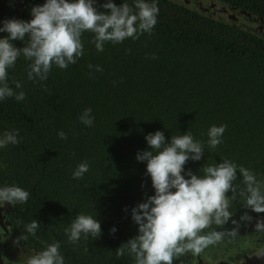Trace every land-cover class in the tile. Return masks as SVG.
Returning a JSON list of instances; mask_svg holds the SVG:
<instances>
[{
	"label": "trees",
	"instance_id": "trees-1",
	"mask_svg": "<svg viewBox=\"0 0 264 264\" xmlns=\"http://www.w3.org/2000/svg\"><path fill=\"white\" fill-rule=\"evenodd\" d=\"M19 1L14 17L25 20L31 6L43 2ZM163 1L158 0L151 33L105 42L98 52L90 43L93 34L85 31L84 54L65 69L53 66L44 81L27 79L29 61L22 56L7 70L8 85L23 90L25 98L0 101V133L18 129L19 140L4 148L0 184L29 192L26 202L15 205L22 227L36 219L39 227L29 239L36 237L44 247L59 241L71 264H134L115 249L136 234L122 208L153 191L144 163L135 160L136 152L147 148L148 132L159 129L167 139L187 130L203 143L210 125H226L221 143L215 149L204 144L201 160L185 167L196 171L203 163L229 159L264 180V35L189 10L174 13ZM220 1L264 18V0ZM9 8L10 0H0L2 12ZM86 107L94 116L90 127L77 119ZM60 130L66 139L58 136ZM85 161L88 171L74 179L73 169ZM233 183L243 187L239 171ZM228 210L229 220L210 228L264 231L256 227L264 224V212L246 210L238 197L230 199ZM245 212L249 219H241ZM80 213L96 216L102 232L72 244L64 228Z\"/></svg>",
	"mask_w": 264,
	"mask_h": 264
},
{
	"label": "clouds",
	"instance_id": "clouds-1",
	"mask_svg": "<svg viewBox=\"0 0 264 264\" xmlns=\"http://www.w3.org/2000/svg\"><path fill=\"white\" fill-rule=\"evenodd\" d=\"M157 13V0H132L131 5L128 0H121L119 4L115 0H43L31 6L27 20L0 19V33H6L0 35V101L8 97L16 101L25 98L23 90L15 92L7 83V70L21 56L29 61L27 79L44 81L53 66L65 69L84 54L81 36L85 31L93 34L90 43L101 52L105 42L115 44L151 33ZM16 41L22 46L18 47ZM93 67L101 70L99 65H88L89 69ZM15 87L22 89L21 82L16 81ZM77 119L86 127L92 126V109L84 108ZM225 127L210 125L203 143L187 130L167 139L159 129L144 135L147 148L138 150L135 160L144 163V175L149 178L153 191L130 209L127 205L122 208L136 225V234L119 244L116 256L127 253L134 264H173L175 256L188 251L199 253L221 239V232L204 230L229 220L230 199L238 197L246 210L264 212V180L257 179L251 170L229 159L203 163L196 171L185 167L189 160H201L205 154L204 144L215 149L221 143ZM58 136L66 139L62 130L58 131ZM18 142V129L0 133V149ZM88 168L86 161L80 162L73 169L72 177L81 178ZM238 171L242 188L233 183ZM28 197L29 192L17 184L0 185V209L23 204ZM241 219H249L247 212ZM39 224L33 219L24 224V231L34 235ZM256 227L262 228L264 224L258 223ZM109 231L114 234L116 226H111ZM101 232V221L84 213L75 215L64 228L72 244H77L82 237L94 240ZM7 238L5 233H0V243ZM20 241H24L20 235L13 240L21 248L17 259L9 261L0 256L3 264L5 260L7 264H65L59 241L39 250L28 248L26 244L21 246ZM259 255L264 257V252Z\"/></svg>",
	"mask_w": 264,
	"mask_h": 264
},
{
	"label": "flooded vegetation",
	"instance_id": "flooded-vegetation-1",
	"mask_svg": "<svg viewBox=\"0 0 264 264\" xmlns=\"http://www.w3.org/2000/svg\"><path fill=\"white\" fill-rule=\"evenodd\" d=\"M19 0H15L10 3V8L7 12H2L0 9V19L5 18L6 14L8 16L14 17L15 9L19 7ZM220 2V0H219ZM212 3V4H211ZM214 3V5H213ZM218 1L215 0H164L163 5L165 8H170L174 13H180L183 10H189L192 13H200L210 16L215 19H220L223 22H227L229 25L237 26V28L244 29L247 32L255 33L259 36L264 35V24H259L254 21V19L258 16H248L250 12L244 10L245 13L240 12V8H236L233 10H229L228 13H224L217 5ZM158 4V0H157ZM159 6V5H158ZM160 5L159 7H161ZM228 6V5H223ZM233 14V16H232ZM251 14V13H250ZM256 26V28H254ZM0 35H4V33H0ZM17 43L21 44L20 41ZM5 160V151L4 149H0V167H3ZM1 185V184H0ZM8 221L14 226L15 231L18 235H20L24 241L29 244L30 247H36L38 250L42 246L41 241H37L36 237L30 238V236H34L33 234H26L22 231L23 217L21 216V212L17 210L15 205L9 206L8 210ZM216 230L222 233V237L219 241L215 243L207 245L204 249H202L199 253H193L191 251L179 254L174 257L173 264H189L190 261L194 260L196 257L202 254L203 251H215V250H232L234 251H246L249 250L246 247V240L250 243L247 245L260 247L264 244V231L261 229H251V230H240L239 228H219L212 227L209 229H205L204 231ZM255 233H260L259 236L254 235ZM257 236V237H256ZM248 237L255 238L254 240H249ZM61 252V251H60ZM62 253V252H61ZM63 254V253H62ZM65 258V264H71L68 257L63 255Z\"/></svg>",
	"mask_w": 264,
	"mask_h": 264
},
{
	"label": "water",
	"instance_id": "water-1",
	"mask_svg": "<svg viewBox=\"0 0 264 264\" xmlns=\"http://www.w3.org/2000/svg\"><path fill=\"white\" fill-rule=\"evenodd\" d=\"M215 1H218L217 5L224 13L229 14V10L236 9L233 4H227L222 1L219 2V0ZM223 5L228 6L226 7ZM240 12L245 13L243 9H240ZM247 15L253 16L250 13H247ZM254 21L259 24H264V18L262 17H256ZM8 210L9 206L0 209V233H5L8 237L5 241L0 243V256L6 257L9 261H13L17 259L21 248H18L16 244L13 243V240L19 235L15 231L14 226L8 221ZM254 235L259 236L260 233H255ZM248 239L254 240L255 238L248 237ZM249 243L250 242L246 240V247L247 249L249 248V250L246 251H234L236 250L235 248L226 251H203L201 255L190 261L189 264H264V257L259 255V253L264 252V244L260 247H254L247 245ZM20 244L21 246L26 244L28 248L38 250L36 247H30L27 242L20 241ZM0 264H3L2 260H0ZM5 264H7V260H5Z\"/></svg>",
	"mask_w": 264,
	"mask_h": 264
},
{
	"label": "rangeland",
	"instance_id": "rangeland-1",
	"mask_svg": "<svg viewBox=\"0 0 264 264\" xmlns=\"http://www.w3.org/2000/svg\"><path fill=\"white\" fill-rule=\"evenodd\" d=\"M203 1H204V0H203ZM207 1H209V0H207ZM254 28H256V26H255Z\"/></svg>",
	"mask_w": 264,
	"mask_h": 264
}]
</instances>
